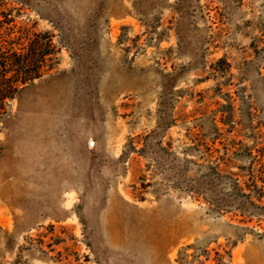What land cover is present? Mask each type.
<instances>
[{"label": "rangeland", "instance_id": "374dc122", "mask_svg": "<svg viewBox=\"0 0 264 264\" xmlns=\"http://www.w3.org/2000/svg\"><path fill=\"white\" fill-rule=\"evenodd\" d=\"M0 14L55 50L0 118V264H264V0Z\"/></svg>", "mask_w": 264, "mask_h": 264}, {"label": "trees", "instance_id": "16d2710c", "mask_svg": "<svg viewBox=\"0 0 264 264\" xmlns=\"http://www.w3.org/2000/svg\"><path fill=\"white\" fill-rule=\"evenodd\" d=\"M3 16V18H1ZM6 14H0V118L6 112V102L26 84L51 70L54 53L52 39L46 33H34V38L15 35ZM242 204H261L263 196H249ZM254 198V199H253Z\"/></svg>", "mask_w": 264, "mask_h": 264}]
</instances>
